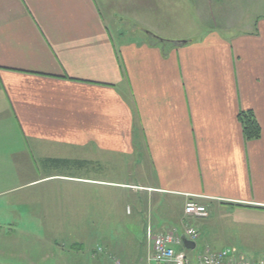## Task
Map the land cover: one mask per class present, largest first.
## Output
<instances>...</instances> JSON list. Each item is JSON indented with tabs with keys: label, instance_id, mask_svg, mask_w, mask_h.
Segmentation results:
<instances>
[{
	"label": "crops",
	"instance_id": "obj_1",
	"mask_svg": "<svg viewBox=\"0 0 264 264\" xmlns=\"http://www.w3.org/2000/svg\"><path fill=\"white\" fill-rule=\"evenodd\" d=\"M223 1L0 0V167L128 188L127 214L144 217L142 244L94 264H154L149 227L197 228L198 256L264 258V19L216 24ZM102 167L135 179L94 178Z\"/></svg>",
	"mask_w": 264,
	"mask_h": 264
},
{
	"label": "rangeland",
	"instance_id": "obj_2",
	"mask_svg": "<svg viewBox=\"0 0 264 264\" xmlns=\"http://www.w3.org/2000/svg\"><path fill=\"white\" fill-rule=\"evenodd\" d=\"M215 9L216 24L224 17L230 22L235 15H244L242 26L264 19V0H224ZM10 168L0 167V264H94L99 248L100 258L108 248L121 255L132 236L138 244L144 241V217L135 221L127 214V206H133L128 188L51 180L35 186L30 182L39 175H20ZM103 168L94 178L116 184L135 179L108 175ZM111 262L122 264L118 257Z\"/></svg>",
	"mask_w": 264,
	"mask_h": 264
},
{
	"label": "built area",
	"instance_id": "obj_3",
	"mask_svg": "<svg viewBox=\"0 0 264 264\" xmlns=\"http://www.w3.org/2000/svg\"><path fill=\"white\" fill-rule=\"evenodd\" d=\"M187 217L204 219L209 216L205 206L196 203H189L185 208ZM184 235L192 241H197L201 234L195 227L187 226ZM146 239L152 248V256L149 261L154 264H264V258L254 261L245 256L238 255L236 250L212 251L207 250L199 255L195 263L189 259L183 250L182 234L177 231L166 233H155L151 227L147 229ZM99 248L96 255L102 253ZM116 264H120L116 262Z\"/></svg>",
	"mask_w": 264,
	"mask_h": 264
},
{
	"label": "trees",
	"instance_id": "obj_4",
	"mask_svg": "<svg viewBox=\"0 0 264 264\" xmlns=\"http://www.w3.org/2000/svg\"><path fill=\"white\" fill-rule=\"evenodd\" d=\"M240 120L248 140L258 139L261 136V127L252 112L242 113Z\"/></svg>",
	"mask_w": 264,
	"mask_h": 264
},
{
	"label": "water",
	"instance_id": "obj_5",
	"mask_svg": "<svg viewBox=\"0 0 264 264\" xmlns=\"http://www.w3.org/2000/svg\"><path fill=\"white\" fill-rule=\"evenodd\" d=\"M183 246L185 250H194L196 243L188 239L186 236H182Z\"/></svg>",
	"mask_w": 264,
	"mask_h": 264
}]
</instances>
